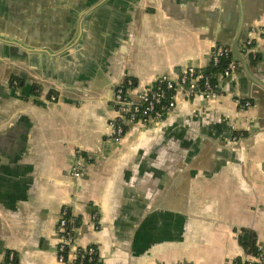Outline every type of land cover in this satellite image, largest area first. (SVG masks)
Returning a JSON list of instances; mask_svg holds the SVG:
<instances>
[{
  "label": "crops",
  "instance_id": "crops-1",
  "mask_svg": "<svg viewBox=\"0 0 264 264\" xmlns=\"http://www.w3.org/2000/svg\"><path fill=\"white\" fill-rule=\"evenodd\" d=\"M251 28L253 79L108 137L118 82L175 81ZM63 206L97 264H232L243 229L264 247V0H0V264H58Z\"/></svg>",
  "mask_w": 264,
  "mask_h": 264
},
{
  "label": "built area",
  "instance_id": "built-area-1",
  "mask_svg": "<svg viewBox=\"0 0 264 264\" xmlns=\"http://www.w3.org/2000/svg\"><path fill=\"white\" fill-rule=\"evenodd\" d=\"M251 28L246 44L251 45L254 41ZM230 48L214 45L210 51V63L215 64L221 56L227 55ZM239 62L232 59L222 72L220 77H225L237 70ZM201 81V85H198ZM135 83L131 78H124L118 82L113 91L111 103L116 112V118L107 125V135L114 141H118L124 134L123 125L129 122L149 123L162 120L164 116L175 107V95L184 92L189 96L201 93L207 99H214L219 95V82L212 84L209 78L200 71L190 66L183 70L175 81L166 76L159 77L153 86H148L140 91H135ZM55 94L49 95L50 101H55ZM240 108L247 107L248 102L241 103ZM120 118V122L116 119ZM74 177L79 176L78 164L72 167ZM70 209L63 206L56 223V256L58 264H93L97 257L94 246L78 247L76 245V233L73 226L72 216L68 215ZM72 215V214H70ZM264 254V247L258 246ZM14 256L8 254L7 264H11ZM240 264H263V256H247L240 260Z\"/></svg>",
  "mask_w": 264,
  "mask_h": 264
},
{
  "label": "trees",
  "instance_id": "trees-1",
  "mask_svg": "<svg viewBox=\"0 0 264 264\" xmlns=\"http://www.w3.org/2000/svg\"><path fill=\"white\" fill-rule=\"evenodd\" d=\"M252 46L245 44V50H241L240 51L245 54V56L247 57V61L250 65H253L257 62L258 56L252 55L251 52H246V50L248 49V47ZM233 59L231 53L229 52L227 55L221 56L218 60L217 63L212 64L209 63V65H207L205 68H203L202 70H198L200 71L204 76L209 78V81L212 84L218 83L219 82V77L222 75V72L224 71V69L228 66V63ZM238 62V61H237ZM241 66L240 64L238 65L237 69H240ZM16 81L17 83V78H15L14 76H10V81L11 83L13 81ZM198 85H201V81L198 82ZM120 118L116 119V122H120ZM127 128L126 124L123 125V129L125 130ZM71 212H68L69 216ZM72 222H74L73 224L76 225L78 223V221L76 220V217L72 216ZM239 243L242 246L243 250L245 251L246 255H251V256H256V255H260L264 257V254L261 253V251L258 249V246L256 245V237L255 234L250 231V230H241L240 234H239ZM9 254V252H8ZM8 254H6V260L8 259ZM97 260L98 258L96 257L95 262H93V264H97ZM11 264H16L15 259L13 258ZM232 264H240V259H236Z\"/></svg>",
  "mask_w": 264,
  "mask_h": 264
},
{
  "label": "water",
  "instance_id": "water-1",
  "mask_svg": "<svg viewBox=\"0 0 264 264\" xmlns=\"http://www.w3.org/2000/svg\"><path fill=\"white\" fill-rule=\"evenodd\" d=\"M239 34H240V31L238 30L236 32L235 37H234V39L232 41V44L230 46V53H231L233 59L239 62L240 66L242 67V69L244 70V72L246 73V75L248 76V78L253 79L251 77L249 71H248V67H247V63H246L245 56L240 51V49L238 48Z\"/></svg>",
  "mask_w": 264,
  "mask_h": 264
}]
</instances>
